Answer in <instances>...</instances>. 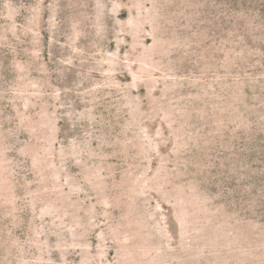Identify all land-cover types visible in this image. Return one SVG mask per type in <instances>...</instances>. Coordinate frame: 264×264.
<instances>
[{
  "label": "rangeland",
  "instance_id": "obj_1",
  "mask_svg": "<svg viewBox=\"0 0 264 264\" xmlns=\"http://www.w3.org/2000/svg\"><path fill=\"white\" fill-rule=\"evenodd\" d=\"M0 264H264V0H0Z\"/></svg>",
  "mask_w": 264,
  "mask_h": 264
}]
</instances>
